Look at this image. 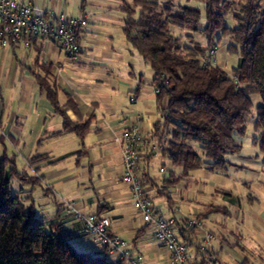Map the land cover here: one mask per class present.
Masks as SVG:
<instances>
[{
    "label": "crops",
    "instance_id": "0c3cea01",
    "mask_svg": "<svg viewBox=\"0 0 264 264\" xmlns=\"http://www.w3.org/2000/svg\"><path fill=\"white\" fill-rule=\"evenodd\" d=\"M23 1L83 20L78 36L82 51L76 58L49 39L0 48V140L5 144V137L11 152L20 149L24 159V169L14 175L30 185L24 189V206L31 207L46 228L57 223L77 251H90L110 264H169L167 250L155 230L145 225L121 181V151L113 141L126 124L152 132L161 122L153 70L123 33V5L130 0ZM155 1L175 9L189 0ZM42 81L56 89L58 105L70 121L87 122L82 137L63 130L64 117L53 108ZM166 104L163 98L161 105ZM156 143L143 144L148 154L140 161V174L160 214L201 220L203 229L192 233L189 243L190 261L209 264L207 254L198 251L206 230L214 236L207 253L216 254L221 264H264V183L244 178L243 204L230 185L219 183L216 173L244 164L226 158L229 164L223 171L202 166L182 175L180 167L168 168L164 161L151 165L158 154L165 157L159 144L153 148ZM4 157L8 159L5 152L1 160ZM260 164L261 171L262 159ZM179 181L180 189H174ZM189 182L202 186L189 190ZM219 193L224 197L219 199ZM211 206L222 209L211 211ZM89 214L110 221V232L127 242L129 257L81 232V216Z\"/></svg>",
    "mask_w": 264,
    "mask_h": 264
},
{
    "label": "trees",
    "instance_id": "16d2710c",
    "mask_svg": "<svg viewBox=\"0 0 264 264\" xmlns=\"http://www.w3.org/2000/svg\"><path fill=\"white\" fill-rule=\"evenodd\" d=\"M202 1L204 26L200 25L198 7L185 5L174 9L171 5L161 6L155 0L124 2L125 38L150 65L153 86L159 89L156 96L161 122L152 130L154 140L161 145L159 151L172 166L181 168L182 175L202 166L223 171L229 164L225 155L240 151L241 145L234 134H245V119L252 107L249 94L256 93L261 103L254 123L259 133L253 143L258 145L264 165V0ZM230 10L237 22L233 27L225 24V15ZM170 26L202 33L206 45L190 36L191 43L182 46L179 38L170 32ZM226 36L232 39L228 52L239 58L231 76L217 61L204 64L200 61ZM40 86L53 108L63 115V130L82 137L87 122L70 121L58 105L56 89L44 81ZM163 98L167 99L166 106L161 105ZM195 145L202 150L203 158ZM4 159L0 162V264H110L90 251H77L57 223L46 228L33 209L24 206L12 193L10 178L17 172L14 168L7 170ZM219 209L222 208L211 206L209 210ZM192 233L191 229L181 232L188 247ZM199 244L200 255L207 254L209 264H213L209 250L203 248L204 241ZM188 262L194 263L189 255Z\"/></svg>",
    "mask_w": 264,
    "mask_h": 264
},
{
    "label": "built area",
    "instance_id": "2783aa9c",
    "mask_svg": "<svg viewBox=\"0 0 264 264\" xmlns=\"http://www.w3.org/2000/svg\"><path fill=\"white\" fill-rule=\"evenodd\" d=\"M83 20L73 18L61 11L47 12L29 1L0 0V48L22 42L25 46L31 44L33 38L49 39L55 43L64 54L70 58L80 55L82 47L78 36ZM217 47L212 46L205 56L200 58L202 64L216 63ZM154 93L159 89L154 88ZM134 99H131L133 102ZM125 122V121H124ZM123 122V123H124ZM154 140L152 132H144L138 124H126L113 141L121 150V181L129 187L130 199L135 210L141 215L146 226L155 230L157 240L168 252L169 264H190L188 262L187 241L181 235L184 230L200 231L202 223L196 217L165 216L158 212L147 195L144 186V176L140 174V161L148 151L143 144ZM157 145L154 144L153 148ZM161 148V145H158ZM165 168L162 167V170ZM81 232L92 238L96 243L108 246L125 257L129 253L124 250L126 241L116 233L110 232V221L97 218L93 214L82 215ZM204 249L210 250L213 234L203 230ZM213 264H219L216 254L210 255Z\"/></svg>",
    "mask_w": 264,
    "mask_h": 264
},
{
    "label": "rangeland",
    "instance_id": "374dc122",
    "mask_svg": "<svg viewBox=\"0 0 264 264\" xmlns=\"http://www.w3.org/2000/svg\"><path fill=\"white\" fill-rule=\"evenodd\" d=\"M188 5L196 6L200 9L201 16H200V25L203 26L205 24V12H204V3L202 0H189L188 2H185ZM236 20L233 17L232 11H228L225 15V24L229 27H233L236 25ZM170 32L175 36L178 37L180 40V44L182 46L189 45L190 44V36H192L193 40L195 42L199 43H205L204 36L197 32L192 33L188 29L180 28L177 26H170ZM232 43V39L229 36L223 37L219 44L217 45V63L225 70L228 76H231L232 68L235 67L238 64L239 58L237 54H233L228 52L227 47L228 45ZM149 68V67H148ZM249 97L252 101V107L250 110L249 115L245 119V125H246V132L244 135H237L234 134L235 140L240 143L241 148L239 152L233 153V154H226V158L229 159L232 163L237 164H244V168L239 169H232L227 171V173H216V175L219 183L230 185V188L233 190V192L239 196V199L241 200V203L246 202V194H245V186L241 185L242 180L246 177H252L255 179L256 183L257 181H262L264 183V171H260V162L262 159V153L259 150V147L257 144L253 143V138L258 135V131L254 127L255 123V117H256V109L257 106L261 103V98L256 93H250ZM1 135V133H0ZM1 137V136H0ZM3 142L5 144H2L0 140V162H1V156L3 155V152L6 153L8 156V159H4L3 164L4 167L8 170L10 168H14L17 171H22L24 169V159L20 155V149L13 150V153L11 152V149L6 145L7 139L3 137ZM195 150L199 153L200 156L203 158L202 150L199 148L198 145H195ZM121 151V150H120ZM158 154V153H157ZM159 156L151 162V165L155 162L158 164V166L161 163H158V161H164L165 166L168 168L174 169L175 167L172 166L170 161L166 157H162L160 154ZM256 155H259V159L256 157ZM205 159V158H204ZM156 164V165H157ZM231 167V166H230ZM202 168V167H201ZM200 168V169H201ZM29 167L27 170V173H30ZM179 170V169H178ZM237 180V181H236ZM182 185V181H179V183H175L173 185L174 189L177 188V190L180 189ZM200 185L202 186V183L200 182L199 185H196L193 182H189L187 184L189 190L196 188H200ZM184 186V185H183ZM29 184H24V180H22L19 177L11 176L10 178V189L12 193H16V195L23 201L24 203V189L29 188ZM195 188V189H196ZM38 189V188H36ZM219 199L223 198L224 195L219 193L218 195Z\"/></svg>",
    "mask_w": 264,
    "mask_h": 264
}]
</instances>
